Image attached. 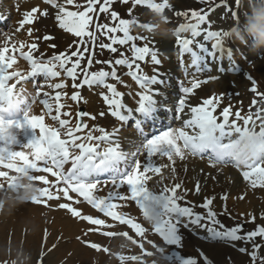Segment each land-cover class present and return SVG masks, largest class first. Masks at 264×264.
I'll list each match as a JSON object with an SVG mask.
<instances>
[{"label": "snow or ice", "instance_id": "1", "mask_svg": "<svg viewBox=\"0 0 264 264\" xmlns=\"http://www.w3.org/2000/svg\"><path fill=\"white\" fill-rule=\"evenodd\" d=\"M117 0H86L85 4H78L76 0H44V3L50 5L56 10L55 19L61 29L78 38L74 45L77 46V51L71 55L60 53L54 55L47 61L36 59L32 55V50L37 48L36 44L16 43L8 47L11 37H5L4 47L0 49V168L7 169L12 173L34 174L45 173L55 178V182L50 181L45 175H34L31 178L38 179L43 185H61L57 188L56 194L46 187L44 196L47 200L60 199V195L68 200L73 198L69 193H75L79 197H83L92 208L98 210L106 217L120 220L134 229L138 235H143V229L135 224L130 218L122 216L116 211L118 205L113 203V200H131L135 201L143 215L147 219H151L154 224V232L162 237L163 241L170 246H182V236L180 235L181 218L196 226L203 227L211 234L214 240H220L230 243L235 246L236 242L251 244V252L247 247H239V251L243 254L250 255L253 264L259 260V264H264V257H259L258 252L261 244L256 242V238L264 239V225L258 226L251 231H244V225H236L227 228L218 218L219 215L228 213L226 206L219 214L213 208L215 196L205 197L203 204L199 205L205 209L204 214L196 213L194 208L197 205L192 204L187 200L190 189L183 188V184L176 183L172 186L165 185L159 194L150 191L147 187V180L152 177V173L160 177L159 182H163L165 177L162 175V168L168 165H158L153 157L159 155L166 157L168 161L175 163V157L181 160L187 156H200L204 158L208 154V158L212 161V166L216 164L232 163L225 158V150L230 148L233 143V138L236 136L243 137L248 134L249 130H257L256 120L253 115L242 116L240 112L235 113V121L230 122V108L222 109V122H218V117L213 113L223 99L222 96L213 95L211 98L203 100L201 106H191L189 104L190 97L195 93V90L200 89L202 85L215 81L217 76H210L209 79H200L198 74L205 71L211 72V63L217 66V62L223 61L225 55L232 56L231 51L224 48V38L228 36L227 31H214L212 28L211 13L215 8H209L208 11H192L191 22L181 25L179 32L176 33L177 43L181 50V63L183 64V55L189 54L192 67L195 69L193 78L187 81L186 86L183 82L180 89L183 93L174 107L175 119H180L181 114L185 113L186 109H190L192 118L183 122V127L180 129L168 128L154 134L150 139L145 138L142 145L137 147L135 151L125 152L121 150V145L118 139H114L119 131L112 133L105 131L103 128L89 130L86 135H79L83 129L88 128L87 123H77L71 125L69 119L61 118L69 117V111H62L69 107L66 99L71 101H79L81 93L78 89L85 86L93 88L100 86L108 91L111 95H106L103 92L100 94L103 101L109 106L110 114L118 121L126 123L129 119L136 120V128L143 136V125L147 121H154L158 114L163 110L164 104L167 102V97L163 91L155 90L156 85H164L165 81L158 78L154 74L148 76L144 74L139 62L145 61L146 57H150L153 65H161L162 61L158 58V53L147 44L138 47L134 41L137 37L130 35L131 24L133 20L122 18L121 15L114 10L113 5ZM121 3L127 4L129 0H120ZM135 5H143L152 11H163L169 7L168 0H163V3H156L154 0H133ZM205 3L206 0H200ZM211 2V0H207ZM68 6H73L76 9L83 8V11L69 10ZM37 13L40 16H48V11H41L38 7L24 14V19L21 22V28L24 24H33L37 19ZM109 14L114 22L113 26L108 24H100L99 14ZM186 19L189 18L188 12L180 13ZM131 15V12H129ZM233 16L238 20V15L233 13ZM95 17V21H94ZM2 18V17H0ZM118 23H115L117 22ZM137 23V21H135ZM94 26V30H93ZM146 28L150 33L151 29L146 25H139ZM204 26V27H202ZM191 33V38H181L180 32ZM101 33L106 36L110 43H99L100 49H107L111 53H117L119 49L114 45H129L131 42L132 58H127L123 52L120 53L121 58L114 60L100 61L95 60V47H97V35ZM122 33L121 36L115 35ZM29 36L32 35V30L28 29ZM203 36L204 40H214L211 48L197 38ZM45 40H51V36H45ZM139 39H145L140 37ZM91 43L92 51L88 47H79ZM194 45L198 47V51L194 50ZM54 48L55 45H52ZM28 48L25 52L24 49ZM9 51H18L24 60L30 65V72L27 74L20 71L9 72L15 64V57H9V62L6 61L5 53ZM85 53L88 54L87 64L82 67L81 61L85 59ZM72 57L76 59L73 60ZM210 58V60L206 59ZM105 64L111 68V71L99 70L90 71L93 63ZM69 65H71L69 67ZM116 66L127 68L126 75L130 76L136 82L140 91L133 93L129 91L130 97H138V107L132 109L126 107L121 102L122 93L117 90L116 84L108 83V80H114L119 84L129 87L125 81L117 73ZM225 70V67L218 66V71ZM71 80V88L74 90L71 95L65 89L68 88L66 80L60 82L47 83L45 86L54 90V95L38 88L37 96L43 95L40 103L43 104L45 113L39 116H30L32 111L31 105L28 103L24 94L23 88L17 90L16 85L22 81L37 76H44L46 80H54L61 77V74ZM185 74H188V69L185 67ZM82 77V78H81ZM15 78L16 83L9 84L10 80ZM250 81L255 85V81L250 76ZM253 93L257 92L256 87H252ZM264 95V94H261ZM159 96L160 99L156 97ZM35 103V100L32 101ZM255 103V101H253ZM264 107L256 113V118L261 121L259 124V132L264 135ZM45 115L55 122L57 126L46 125ZM78 115L83 118L88 116L87 112L81 111ZM100 115H104L101 113ZM95 119V117H92ZM236 121H242L239 124ZM185 129H191V134ZM38 130V131H37ZM93 132H99L101 135H94ZM25 137L26 143H21L20 138ZM182 142V143H181ZM19 147L21 150H15ZM27 150V152L24 151ZM146 152V161L142 162L138 159L139 155ZM19 162V163H18ZM70 164V168L65 169L66 165ZM19 165V166H18ZM239 167V166H237ZM247 170L242 172V177L248 181L253 189L257 187L264 189V158H259L248 166ZM9 171L0 170V178L4 181H10L12 177ZM175 168H172V179H175ZM105 173H110V182L116 189L127 185L130 195H124L119 191L109 193L107 198H102L93 195V190L100 184H106L109 181H101L98 177ZM3 187V184H0ZM9 188L14 187L9 183ZM179 190V191H178ZM202 189L197 181L194 193L199 195ZM240 198H243L241 196ZM221 199L226 201L228 196L222 195ZM180 201L190 206H181ZM79 203V201H76ZM62 209L67 210L74 217L81 218L87 221L90 225L104 226L103 219L93 218L91 215H83L76 208L71 207L68 203L60 205ZM257 217L252 216L251 222L255 223ZM261 219H264V214H261ZM187 226V224L183 225ZM154 244V243H153ZM163 253V249H160ZM179 261V264H197L195 259H184L176 256L165 257L168 260ZM205 264H211V261L205 256L203 257ZM43 264V261H41Z\"/></svg>", "mask_w": 264, "mask_h": 264}, {"label": "bare ground", "instance_id": "2", "mask_svg": "<svg viewBox=\"0 0 264 264\" xmlns=\"http://www.w3.org/2000/svg\"><path fill=\"white\" fill-rule=\"evenodd\" d=\"M9 3V2H8ZM7 3V4H8ZM23 4H17L18 6H23L24 9L32 10L34 7H38L40 10L44 7L43 4L37 2H34V0H24L22 1ZM9 6V4H8ZM69 10L71 6H68ZM39 18V13H37ZM15 16V15H13ZM212 19V28H214L217 31H224L221 25L218 24V26L213 25L215 22V18L211 17ZM38 22H36V25ZM33 26L29 24H24L23 28H21V22L15 27V32L19 34V37L22 38L23 43L30 44V38L33 37ZM38 26V25H37ZM204 27V26H202ZM28 29L32 30V35L29 36ZM37 30V27H36ZM214 30V31H215ZM199 41L204 42L203 36L197 38ZM165 41V40H164ZM139 42V41H137ZM136 43V42H135ZM156 44V46H155ZM155 44L152 46L154 47L157 52L161 56L162 60V69L163 71L170 72L173 65L169 63H174V61H165L164 58L166 56H173L174 52L172 50V47L168 44L167 41L160 42V40L155 41ZM227 44L226 37L224 38V45ZM194 50L198 51V47L196 45L193 46ZM163 53V56L161 53ZM11 54H14L13 51H9L6 58L11 57ZM206 59L210 60V58ZM225 60V59H223ZM188 63L191 64V58H188ZM25 61L18 62V67L25 64ZM178 62V61H177ZM220 62H217V66H213L211 63L209 64V67H211V72L207 76H201L200 73L198 74L200 79H209L210 76H217V79L215 81H210L206 86L199 89V92L195 94V97L193 98V101H196V106H201L204 99L211 98L213 95L216 96H222L223 99L221 100L220 104L217 106L216 111L213 113L218 117V122H222L223 117L221 115L222 109L225 107L230 108V116L229 120L230 122L235 121V113L240 112L242 116L249 115L251 105L247 102L241 103L236 101L240 100L242 97L247 96L244 93V90L247 89L248 86L252 85V82L250 79H246L240 72H238L236 69H238L237 66L232 65V62H224L223 67H225L227 71L228 78H225L220 73L217 72L218 66ZM179 65V63H178ZM14 66H12L13 68ZM175 68V66H173ZM10 68V69H12ZM188 69V67H187ZM188 72L190 74H193V70H189ZM129 82V86L132 88H135L136 91H140V89L137 87V85L131 80L127 79ZM68 88L65 89L69 95L72 94L71 91L73 89L71 88V81L68 84ZM187 86H189L187 84ZM253 86V85H252ZM222 88H227V90L237 91L240 92L241 95H235L232 97H227L224 95L221 91H223ZM226 94V93H225ZM194 96V94H193ZM134 104H137L138 97L133 98ZM67 104H69V107L66 108V111L71 112V114H75V102L71 100L66 101ZM100 102V101H99ZM97 100L94 99V97H90L89 102L86 101V105L89 104L90 109H94L95 106H97ZM101 103V102H100ZM190 105L195 106L193 103H190ZM74 108L73 112L72 109ZM190 111V109L187 110V112ZM32 116H39L44 115L42 111L39 109L38 104L34 107V109L31 111ZM256 111H251V114L253 115V119L256 118ZM188 114L185 112L184 116H187ZM190 117H192V114H189ZM46 119V116H45ZM239 124H243L242 121H236ZM91 125H96L95 119H90ZM104 121H102V124ZM258 128V125H257ZM259 130V128H258ZM80 135H83L82 132ZM21 140V138H20ZM15 150H19V148H16ZM154 161L157 162L158 165H168L167 167L162 168V175L165 177L163 182H158L151 191L155 192L158 190V188H163L165 185L172 186L176 183L183 184V188L190 189L192 191L189 192V195L187 197L189 198H196L197 196H200V199L202 202L204 201L205 197H213L215 196L216 199L214 200L213 205H219V207H225L227 208V211L231 213H238L243 217L250 218L254 215L259 220L261 217V214H264V189L257 187L256 189H253L250 185V183H247V187L243 186L241 183L240 178L241 174L234 172L232 169H225L223 173V177L225 179H220V176L217 175L213 170L216 169L215 166H209L204 161H196L194 157L187 156L186 159L181 160L179 157H175V163L173 164L171 161H168L166 157H160L159 155L153 157ZM172 168H175V179H172L173 173ZM244 170H241L240 172H243ZM149 176L152 178L147 180V182H155L158 179L160 180V177L149 173ZM197 181L200 184V187L202 189L201 195H195L194 190ZM146 182V183H147ZM110 188V187H109ZM35 189V188H34ZM118 189L115 187L110 189V193L116 192ZM179 191V190H178ZM24 192L22 195L25 197V195L32 196V194ZM109 192H104V189H102V186H97L96 189L93 190V195L101 197L103 195L109 196ZM121 192V191H119ZM122 193V192H121ZM228 193L230 197L226 202L221 203V195ZM243 196V198H240ZM9 200V197L6 198ZM74 200V199H73ZM74 204V208H76L78 211L81 212L83 215H91L93 218H99V213L96 211H91L86 205V201L82 199L81 203L84 204L83 206H77L76 200ZM114 203V200L112 201ZM80 203V204H81ZM10 204V206H9ZM63 203L59 202L58 204L54 202H47V204H43L41 206L35 204H18L16 202H13L12 200L6 201V205H8V208H10V211H13L14 216H8L7 213L4 214V211L1 212V215H3V218H0V264H19L20 262H23V264H32L33 258L35 257V261L37 259L38 264H41V261H43V264H115L112 261V258L110 256H103L102 254H97L89 251L85 247L79 246L82 243V239L85 238L88 234L81 235L84 230L91 232L93 229L88 224L84 223L83 221L81 223H77L78 220H80L77 217H72V219L66 218L64 213L67 212V210L62 209L60 205ZM78 204V203H77ZM81 204V205H82ZM5 205V204H4ZM5 205V206H6ZM124 208L127 210L132 209V207L129 204L124 205ZM70 216V215H69ZM8 222H7V221ZM103 224V223H102ZM264 225V222H262ZM102 227V226H100ZM84 229V230H83ZM99 229V228H97ZM12 230L13 232L6 231ZM83 234V233H82ZM8 235V237H7ZM90 237V236H89ZM64 240V241H63ZM69 244H68V243ZM110 245V247L116 249L127 248L128 245L122 244V246H119L117 242L115 241H105ZM49 246L55 247L54 250L49 249ZM217 251L218 249H214ZM22 254V256L18 253ZM22 252V253H21ZM8 253V255H7ZM69 256L70 260H68L66 257ZM252 261V260H251ZM56 262V263H54ZM92 262V263H91ZM258 262V261H257ZM256 262V264H257ZM247 264H253V261L251 263Z\"/></svg>", "mask_w": 264, "mask_h": 264}, {"label": "rangeland", "instance_id": "3", "mask_svg": "<svg viewBox=\"0 0 264 264\" xmlns=\"http://www.w3.org/2000/svg\"><path fill=\"white\" fill-rule=\"evenodd\" d=\"M78 1H81V0H76V3H78ZM199 1L200 0H170V3H171V5H173V8L171 10H169V12L171 11L172 12V15L174 14V16L181 18V17H183V15H181L180 13L188 12V14H191V12L193 11V10H191V7H193V5L195 3H198ZM61 2H63V0H61ZM234 3L237 6H240V5L243 6L242 9H241V11H242L241 12V16H243V18H244L245 17L244 10L246 11V8H247V0H245V3H243V4L241 3V0H234ZM44 10H47L48 13H49L48 16H46V17L44 16L45 19L42 22V27H43L44 32H51L50 31V28L48 26H50V25L53 26V24H54V26H55L54 28L56 29V31L59 32L60 35L62 33H64L63 31L61 32V31L58 30L57 24L53 21L55 19V16H56V11L49 10V9H46V8H44ZM71 10L76 11L78 9H76L73 6H71ZM120 11L123 13V11L119 9V12H118L119 14H120ZM212 13L216 14L217 17L218 16L219 17H222L223 19H224V16H229V15H226L223 12V7H221L220 4H218V7ZM101 15L103 16V18L101 20L102 24H107L110 16L108 17V14L100 13L99 14V18L101 17ZM51 16H52V23L53 24L50 23V21H49L50 18H51ZM138 16H139V18L138 17L137 18L139 20H134V22L131 24L130 35H133V36H135L137 38L144 37L145 39H139V42H142V44L139 45V44L136 43L137 46L141 47V46H144V45L148 44V41L152 40L153 37H157L158 39H160V37L155 33L154 29H151V33H150L146 28H142V27L139 26L141 24H143V25L146 24V21H145L146 17H145V14H143V11H140L138 13ZM94 21H95V17H94ZM135 21H137V23ZM47 22L49 24H47ZM163 22L164 21H161L160 19H158V23L156 25H151V26L146 25V26H147V28H155V27H157L159 25H162ZM191 22H195V20L194 19H191ZM115 23H118V21L115 22ZM175 23H178V22L172 20V24H175ZM225 23H228V19L227 18H225ZM234 24H235V21L231 17V22L229 23V26H232L233 27ZM113 25H114V22H113ZM46 26L48 27L47 30L44 29V27H46ZM93 30H94V26H93ZM165 32H167V31H165ZM168 33H169V31H168ZM11 34H12V31H10V34L9 35H11ZM96 35L98 37V41H97V47H95V58H94V61L96 60V57H97L96 56L97 51L100 50V48L98 47L99 43H101V42H103V43H110V40H108V38L106 36H104L103 34L96 33ZM122 35H123L122 33H119L118 36H121L122 37ZM100 40H102V41L100 42ZM69 42H70V40L68 39V41L66 43H68V45H69ZM86 45L89 47V50L92 51L93 46L90 43H88ZM114 46L117 47V48H119L120 45H114ZM65 47L66 46H60V47H58V50L57 51L63 50V48H65ZM74 47L75 46H73L71 50H74ZM248 53H249V57H251L252 59L248 61V63L246 64L247 66L245 65V69L243 70L244 77L245 78H247V77L249 78L251 76L253 78V80L256 82L255 85H253V86H255V87L257 86L258 91L256 93H253L252 91H249L251 89L252 85L248 86L247 89L244 90V93L247 96L242 97L238 102H241V103L247 102V104L248 103L249 104L252 103L253 108H257V110L260 111V109L262 107H264V95H261V94H264V51H262L260 53H256V52H253V51L249 50ZM102 55L107 56L104 53ZM222 89H223V91H221V92H224V93L228 92V93H230V91L227 90V88H222ZM234 92H237V91H233L231 94L232 95H238V94H233ZM253 101H255V103H253ZM82 106L85 107L84 104ZM0 198H1V196H0ZM6 233L8 234L7 231H6ZM7 237H8V235H7ZM86 243H90V242H86ZM262 245H264V244H262ZM217 246H219V245H217ZM209 249H211L212 251H214V249L211 248V247H209ZM223 250H225V248L224 249L221 248V249H218L216 251V252L219 253L218 254L219 256L217 258H212L213 261H214V263H216V264L217 263L218 264H246L245 263L246 260L243 259L242 256L235 255L229 249L228 250L226 249L225 252ZM18 253L20 254V252H18ZM188 253H189V251H187V250H185V251L184 250L183 251H178V252H176V256H179V257H182L184 259H187ZM190 254L192 255V253H190ZM20 255L22 256V254H20ZM66 258L68 260H70V258H69L68 255H67ZM36 263H37V259L35 261V257H34L32 264H36ZM54 263H56V262H54ZM158 263L160 264L161 261H159V262L158 261H155L154 262V264H158ZM19 264H23V262H20ZM169 264H179V261H177V260H175V258H173V261L171 263H169ZM198 264H202V263H199L198 262Z\"/></svg>", "mask_w": 264, "mask_h": 264}, {"label": "clouds", "instance_id": "4", "mask_svg": "<svg viewBox=\"0 0 264 264\" xmlns=\"http://www.w3.org/2000/svg\"><path fill=\"white\" fill-rule=\"evenodd\" d=\"M241 3H245V0H241ZM151 14L168 23L165 13ZM242 23L243 27L237 23L230 29L235 40L253 52L264 51V0H247L246 15ZM168 35L170 38L173 33ZM225 158L239 167H246L253 161L264 158V135L259 130L250 129L247 135L234 137L231 147L225 150ZM18 183H23V178H18Z\"/></svg>", "mask_w": 264, "mask_h": 264}]
</instances>
